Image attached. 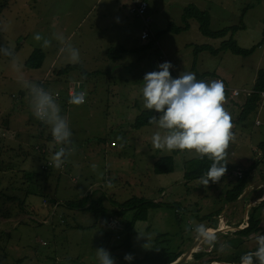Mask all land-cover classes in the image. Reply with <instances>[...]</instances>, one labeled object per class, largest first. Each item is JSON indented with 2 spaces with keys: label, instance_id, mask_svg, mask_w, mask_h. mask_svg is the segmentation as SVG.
Listing matches in <instances>:
<instances>
[{
  "label": "rangeland",
  "instance_id": "374dc122",
  "mask_svg": "<svg viewBox=\"0 0 264 264\" xmlns=\"http://www.w3.org/2000/svg\"><path fill=\"white\" fill-rule=\"evenodd\" d=\"M147 1L157 31L170 22L181 24L182 8L188 3L209 12L212 30L239 24L243 8L249 6L243 15L244 27L233 34L243 48L255 46L249 55L230 51L193 54L195 45L218 47L230 36L207 37L193 19L186 30L165 32L158 42L159 50L166 55L160 63L170 61L174 65L169 69L173 78L179 73L191 72L196 76L208 72L213 75L203 81L221 80L231 89L252 87L258 69L264 67V0ZM131 3L132 0H0V47L12 51L10 57L0 53V264H99L97 248L108 250L115 264H126L124 255L129 253L123 243L127 237L133 257L164 250L182 251L183 255L198 238L196 225L203 224L214 231L220 228L219 216L224 214V221L238 226L245 221V202L264 193L263 186L256 193L249 192L247 198L227 211L223 209L230 203L225 193L236 180L234 170L245 169L260 159L247 182H264V150L259 148L264 142L261 97L247 118L239 121L243 94L225 96L224 108L231 115L234 134L226 150L229 169L223 179L209 181L207 186L200 185L199 178L184 176L193 159L199 157L197 153L155 149L151 137L157 131L163 134L164 130L156 125L132 126L135 117L146 109L140 92L143 76L159 69L148 63L156 49L144 54L133 51L139 44L141 23L129 13ZM37 33L42 40L34 39ZM54 34H62L66 42L79 50V63L86 70L84 73L74 69L59 76L62 87L76 86L80 87L79 92L87 93V102L78 106L63 105L60 98L56 101L72 132L71 144L66 147L74 149L60 168L53 166V153L41 154L37 149L42 145L53 147L52 142L39 137L43 131L45 138L50 126H40L42 121L33 115L30 93L22 83L28 80L37 84L43 78L50 82L53 76L57 78L55 70L76 64L62 52L64 44L55 40ZM44 39L51 41L50 47L43 46ZM121 46L127 51L114 61V52L109 53L108 48L115 50ZM35 48L43 51L44 61L39 68H28L24 62ZM142 54L146 56L143 58ZM57 89L58 83L50 91ZM169 155L174 159L173 170L155 173L154 161ZM47 161L51 162V173L40 183L53 202L45 206L43 200L48 197L37 193L35 179L39 177V182L44 175L42 166ZM87 194L93 199L103 198L104 205L111 210L107 216L96 219L87 209L64 205ZM132 196L152 199L158 206L148 211L147 219L134 222L127 236L122 225L130 218L125 214L118 219L112 212V201H127ZM58 202L61 205L57 206ZM176 206L179 209L175 210ZM54 207L50 214L49 209ZM260 212L264 226V207ZM216 235V241L222 239L221 234ZM230 239V244L215 251L223 261L256 248L254 238L237 246L233 245L236 239ZM197 243L191 253L211 252L218 242L210 245L201 239ZM192 256L188 259L193 260ZM207 257L208 254L203 255L204 259ZM202 260L197 264H203Z\"/></svg>",
  "mask_w": 264,
  "mask_h": 264
},
{
  "label": "clouds",
  "instance_id": "9594fccd",
  "mask_svg": "<svg viewBox=\"0 0 264 264\" xmlns=\"http://www.w3.org/2000/svg\"><path fill=\"white\" fill-rule=\"evenodd\" d=\"M34 39L40 41L43 38L37 33ZM54 39L64 44L62 52L67 55L70 62H80L79 50L66 42L62 34H54ZM43 46L50 47L51 41L44 39ZM0 53L4 56H12V51L6 47H0ZM14 67L19 69L18 64ZM173 67L170 61H165L158 65V71L147 72L142 79L140 92L144 107L159 114L150 117L149 123L164 130L163 134L159 131L153 133L151 143L155 149L161 151H194L201 158L207 156L211 159L213 162L210 168L199 178V184L207 186L209 181L213 183L220 181L227 170L223 161L234 134L231 115L224 108V91L232 96L231 88L221 80L209 82L197 80L195 74L191 72L179 73L173 78L169 71ZM22 83L30 93L33 115L50 126L55 143L61 145L52 157L53 166L60 168L65 158L74 151L71 147H65L71 144L72 132L69 123L60 115V106L49 91L28 80ZM223 83L229 88L228 90H224ZM242 89H252V87ZM86 95L84 91H73L69 102L77 106L81 105L85 103ZM209 229L211 228L200 224L195 226L194 231L198 238L211 245L216 242L217 235L215 231ZM255 243L254 251L241 256V264H264V234L257 235ZM96 258L99 264H115L114 257L104 248L96 249ZM132 259L131 254L124 255V260Z\"/></svg>",
  "mask_w": 264,
  "mask_h": 264
},
{
  "label": "trees",
  "instance_id": "16d2710c",
  "mask_svg": "<svg viewBox=\"0 0 264 264\" xmlns=\"http://www.w3.org/2000/svg\"><path fill=\"white\" fill-rule=\"evenodd\" d=\"M145 1H147V0H145ZM147 3H148V1H147ZM130 7H131V5H129V7H128L129 13L131 15H133L134 17H136L138 20H140L137 16H135L134 14H132V12H130ZM248 7L249 6H246L245 8H243L244 13L248 9ZM147 13L149 14L148 8H147ZM244 13H242V20H240L239 24L230 25V26L224 27V28L219 29V30H212L210 28V14H209V12L205 9L199 8L194 3H188L187 5L183 6V8H182V12L180 15L181 24L177 25L174 22H170L167 24L165 29H163L161 31H157L153 28V20H152V22H151L152 34H150L145 39L140 38L139 34H140V31L142 28V25H140L139 32H138V38H137L139 44L137 46H135L133 51H135V52L141 51L144 54L145 52H149L151 50L154 51V49H156V51L153 53V55L149 56L148 63L150 62V60L155 59V58H157V60L159 62L163 59H166V55H164L165 53L163 51H162L163 52L162 55H164V57L159 59V54H160L161 50H159L160 46H159L158 41H159L160 36L162 34H164L165 32L179 33L181 31L186 30L189 26V21L193 19L198 23V29L201 32V34H203L207 37L216 39V38H223L228 34L230 35L229 38L223 39V41L220 42L218 47H214V46L208 45V44H202V46L201 45H195L193 47V54H196V53L202 52V51H207L209 54H217L218 52H222V51H230V53H233L236 55H243V56L249 55V54H251V52H253L255 50V46H252L250 48H243L233 38V34L244 27V23H243ZM149 16H150V14H149ZM157 50H159V51L157 52ZM126 51H127V49L122 47V46L119 49H115V50L110 48V47L108 48L109 53L114 52V55L112 56L114 61H116L120 57L119 55L123 54ZM143 54H142V57L144 58L146 55H143ZM44 56L45 55L41 49L35 48L32 50V52L30 53L28 58L25 60L24 65L28 68H39V67H41V65L44 61ZM74 69H81L82 72H84V73L86 72V70H83L84 69L83 65H81L80 63L69 64L64 68H61V69L54 71L55 76L57 78H54V76H53L52 77L53 79H51L50 82L48 80L45 82V79H44L43 87L45 88L46 91L51 92L50 90H53V87H55V85H57L55 83L59 84V89H57L51 93L58 92L59 97L55 98V99L57 101L60 98L61 103L64 105H69L66 103L68 88H66V86L62 87V85L59 81V76L61 74L67 73V72L74 70ZM208 75H213V74L208 73V72L196 73V79L202 80L203 78L207 77ZM39 80L37 81V84H38ZM49 85H51V86H49ZM75 88L77 90H80V87L78 88L75 86ZM252 89L254 90V92L250 96L245 97L243 103L240 104L241 105V112L237 118L239 121L246 119L247 116L256 108V106L260 100L259 91L264 89V67L258 69L256 78H255L254 83L252 85ZM225 92L226 91H224L225 96L229 97V94L227 92L226 93ZM85 99H86L85 100V103H86L87 102V95H86ZM158 115L159 114L156 113L154 110L145 109L135 117V120H134V123L132 124V126L136 127V128H140L144 125H153V124L149 123V119L152 116H158ZM39 123H40V126L41 125H46V126L48 125V124L43 123V122H39ZM39 135H40L39 136L40 138L52 142L53 147L48 148L47 146L42 145V147H38V148L36 147V148L38 150H41V154H42V152H43V154H50V153L54 154L56 152V147L58 146V144H56L54 141H52L51 131L47 134V136L45 138H43V131H41ZM65 147H66V145H65ZM259 148L264 150V142L259 145ZM259 161L260 160H258V159L254 160L251 163H249L245 169H242L243 176L240 179H236L234 181V183L231 185V187H229L226 190L225 199L227 202L235 201L243 193V191L246 189V187L248 185L247 178H248V176H250L249 174H251L254 171V169L258 166ZM48 162H50V161H47L46 164H44L42 166V172L44 173V175L42 177H40L39 182L37 180L39 177L37 179H35V181L38 183L37 193L41 194V196H46V197H48L47 193L45 191L43 184H41L40 181H42V182L46 181L49 174L51 173V164L47 165ZM212 162L213 161L211 159H209L207 156H204L203 158H201L199 156L198 158L193 159V165L188 170L185 171V174H184L185 178H187V179L200 178L202 175H204V173H206L208 171ZM223 163H226V161H223ZM44 166H46V167H44ZM173 167H174L173 157L170 155L169 156H162V157L157 158L154 161L153 170L155 173H168V172H171L173 170ZM226 169H227L226 170V172H227L229 169V166L227 163H226ZM30 179L33 180L34 177L31 176ZM46 201H47V204H48V202L49 203L53 202L51 197L46 198ZM47 204H42V205L46 206ZM112 204H113V211L112 212L114 213V215L118 219L121 218L122 216H124L125 214H127L130 218V219L127 218V220L122 225V230L123 229L125 230V232L127 233V236L129 234V232L131 231L134 222H136L137 220L147 219L148 211L151 208L158 206V203L153 201L152 199L141 197V196H132V197L128 198L127 201L124 200L122 202L112 201ZM58 205H61L60 202H58L57 206ZM64 205L69 207V208L87 209L92 213V215L96 219L107 216L109 211H111L104 205L102 197H98L96 199H93L91 194H87L86 197H83L82 199L77 200V201L64 202ZM263 206H264V200H262L260 203L252 206L249 210H247V212H248L247 213V219L245 221L247 225L234 232L233 237L236 239L235 243L233 244L234 246L240 245L246 238H249L251 235L264 234V227L262 225V215L260 212L261 209L263 208ZM174 209L176 210L179 208H178V206H176V207H174ZM51 210H52V208H50L48 211V212H50V214L53 213V211H51ZM258 213H260V215H258ZM226 234L227 233H221V235L223 237H226ZM195 235H197V234H195ZM123 244L126 245V247L128 248V253L131 254L132 253V247L129 243L128 237L126 238V241ZM224 244H225L224 240L219 241L218 242V249L222 248V246H224ZM254 250H255V248H252L249 251H254ZM155 252L156 251H147L141 257H133V259L131 261H126V264H153V263L165 264V263H170V262L175 261L182 254V251L164 250V251H158L157 253H155ZM214 252H215L214 250H211V252H204L203 250H197V251L192 252L191 255H193L192 256L193 260H198L201 257H203L204 254L205 255L208 254V257L205 258L204 260H202L204 262L203 264H210L213 261L226 262V263H230L233 261H240V258L243 255L241 253V254L234 256L231 259V261H223L218 256H216L217 253H214Z\"/></svg>",
  "mask_w": 264,
  "mask_h": 264
},
{
  "label": "built area",
  "instance_id": "2783aa9c",
  "mask_svg": "<svg viewBox=\"0 0 264 264\" xmlns=\"http://www.w3.org/2000/svg\"><path fill=\"white\" fill-rule=\"evenodd\" d=\"M147 8H148L147 1H145V0H132L131 7H130V12H132V14H134L135 16H137L140 19L139 21H140V23L142 25V28H141V31H140L139 35H140V38H142V39H145L150 34H152V30H151L152 19L149 16V14L147 13ZM162 54H163V52H160L159 59L164 57V55H162ZM44 79L45 78L39 80V82H38L39 86L43 87ZM69 87L70 88L67 90V98H66V103L67 104H71L69 102V97L71 96L73 91L79 92V90H77L74 86H69ZM228 89L229 88L224 84V90H228ZM230 93H231L232 96H239V95L243 94V96L247 97V96H250L253 93V90L252 89H236V88H234V89H230ZM51 94L54 96V98H58L59 97L58 92L51 93ZM259 95H260V97L262 99L261 103H263V101H264V90L261 91L259 93ZM51 139H52V141H54L53 137ZM60 147H61V145H58L56 147V151H58ZM48 164L50 165L51 162H48ZM44 167H46V166H44ZM233 176L236 179H240L243 176L242 170L241 169L234 170L233 171ZM46 203H47L46 199L43 200V204H46ZM54 209H55V207L52 208L51 211H54ZM42 245H43V243H42Z\"/></svg>",
  "mask_w": 264,
  "mask_h": 264
},
{
  "label": "water",
  "instance_id": "95a60500",
  "mask_svg": "<svg viewBox=\"0 0 264 264\" xmlns=\"http://www.w3.org/2000/svg\"><path fill=\"white\" fill-rule=\"evenodd\" d=\"M261 185H264V182L261 183ZM250 192V189L246 188L243 193L235 200V201H231L228 206L224 209V211H227L228 207L238 203L240 200H242L243 198H245L248 193ZM262 200H264V196L261 197V198H258V199H255V200H251L249 201L246 205H245V209H244V218L245 220L247 219V210H249L250 207L260 203ZM223 211V212H224ZM224 216V214H223ZM243 228L242 225H238V226H235L233 228H219V229H216L214 230L216 233L217 232H224L226 230L229 231V234L226 236V244H228V241H229V237L231 236L232 232L233 231H236V230H239ZM200 242L201 239L200 238H197L194 242V244L181 256H179L175 261L173 262H170V263H165V264H197L199 263L202 259H204L203 257H201L198 261L196 260H189V256H190V253H191V250L193 248H195L197 246V242ZM153 264H162V263H153ZM228 264H241V261H234V262H231V263H228Z\"/></svg>",
  "mask_w": 264,
  "mask_h": 264
},
{
  "label": "crops",
  "instance_id": "0c3cea01",
  "mask_svg": "<svg viewBox=\"0 0 264 264\" xmlns=\"http://www.w3.org/2000/svg\"><path fill=\"white\" fill-rule=\"evenodd\" d=\"M148 7H149V4H148ZM150 64H151V66H152V68L153 69H158V65L160 64V62L157 60V58H155V59H152V60H150V62H149ZM47 74V73H46ZM55 84H57V83H55ZM244 99L245 98H243V100H242V102L241 103H243V101H244ZM262 105V104H261ZM241 106V105H240ZM260 160V159H259ZM254 172V171H253ZM222 179H223V177H222ZM221 180V179H220ZM263 181V180H262ZM251 184H253L254 185V187L253 188H251L250 189V192L251 191H255V193L256 192H258L259 191V189H261V187H263V186H260V183H254V182H252V181H249V183H248V185L247 186H251ZM259 184V185H258ZM252 185V186H253ZM258 185V186H257ZM255 186H257V187H255ZM246 188H248V187H246ZM249 189V188H248ZM249 194V193H248ZM248 196V195H247ZM247 196L245 197V198H247ZM264 196V193H262L259 197H255V199H258V198H261V197H263ZM245 198H243V199H245ZM242 199V200H243ZM254 199V200H255ZM242 200H240L239 202H241ZM250 200V199H249ZM249 200H247L246 202H245V205L249 202ZM251 200H253V199H251ZM264 207V206H263ZM223 209H225V208H223ZM248 213V212H247ZM219 218H220V222H221V224L219 225L220 226V228H233L232 227V225H230L229 223H228V221H224L223 219H225V216H223V214L222 215H220L219 216ZM226 220V219H225ZM212 222H214V220L212 221ZM245 224V225H244ZM240 225H242V227H244V226H246L247 224H246V222L244 221L243 223H240ZM231 226V227H230ZM218 226H216V227H213V228H217ZM264 227V226H263ZM219 229V228H218ZM234 232L235 231H233L232 232V234H231V236L229 237V241H228V244H230V242H231V237H233V234H234ZM221 233H227L226 234V236L229 234V231L228 230H226V231H224V232H217L216 234H221ZM257 235H259V234H257ZM257 235H251V237H249V238H254L255 239V237L257 236ZM249 238H246L245 240H248ZM222 240H224L225 241V244H226V237H223L222 236V239L221 240H219V241H222ZM219 241H216V242H219ZM224 244V246H226ZM215 246H217L216 248L214 247V251H216V250H218V243H216L215 244ZM252 248H254V246L252 247ZM251 248V249H252ZM250 250V249H249ZM249 250H245V251H242V252H240V254L242 253V254H245V253H247V252H250ZM214 253H216V252H214ZM237 255V253L235 254V255H233V257L234 256H236Z\"/></svg>",
  "mask_w": 264,
  "mask_h": 264
},
{
  "label": "bare ground",
  "instance_id": "6f19581e",
  "mask_svg": "<svg viewBox=\"0 0 264 264\" xmlns=\"http://www.w3.org/2000/svg\"><path fill=\"white\" fill-rule=\"evenodd\" d=\"M209 230H212V229H209ZM213 264H227V263L215 261V262H213Z\"/></svg>",
  "mask_w": 264,
  "mask_h": 264
},
{
  "label": "flooded vegetation",
  "instance_id": "af4514ba",
  "mask_svg": "<svg viewBox=\"0 0 264 264\" xmlns=\"http://www.w3.org/2000/svg\"><path fill=\"white\" fill-rule=\"evenodd\" d=\"M261 183H262V182H260V186H264V185H261ZM253 200H254V199H253ZM249 201H251V200H249Z\"/></svg>",
  "mask_w": 264,
  "mask_h": 264
}]
</instances>
